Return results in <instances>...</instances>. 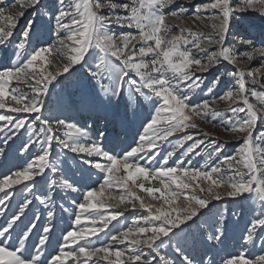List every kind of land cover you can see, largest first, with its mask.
<instances>
[{
    "label": "snow or ice",
    "instance_id": "obj_1",
    "mask_svg": "<svg viewBox=\"0 0 264 264\" xmlns=\"http://www.w3.org/2000/svg\"><path fill=\"white\" fill-rule=\"evenodd\" d=\"M193 2L194 0H55L54 7L50 9L43 5L42 0H18L22 10L10 16L6 25L0 26V62L14 60L12 66H5L0 70V109L36 115L35 120L28 123L27 116L20 118L0 114V136L4 137L3 142L7 144L21 129L27 128L28 140L23 143L20 151L26 152L35 144L39 148V154H33L25 167L0 180V192H4L0 198V215L5 216L4 223L0 225V264H42L41 257L50 240L49 234L55 227V213L51 210L55 189L79 191L66 179L57 182L44 175L46 170L53 174L60 171L51 157L53 143L73 153L102 157L106 162L84 161L105 173L104 181L98 189L88 190L84 195V202L76 205L79 211L75 213L74 227L63 235L59 252L48 260V264H65L70 258L77 264H89L90 261L92 264H155L156 257H159L160 264H174L161 251L162 246L171 243L175 237L174 229H179L181 225L187 226L201 209L209 206L211 200L225 197L246 198L245 194L254 196L259 201L260 214L251 219L244 241L254 243L255 237L259 236L261 246L264 247V236L260 235L264 233V130H257L264 129V75H255L259 69L246 70L239 66L244 60L251 62L257 57L264 60V42L260 47H256L253 41L243 39L238 43L228 44L232 20L238 18V14L256 9L264 16V0H212L211 3L196 4L194 8ZM170 8L173 10L166 11ZM29 10L33 11V15H37L38 11L40 16L47 17L53 24L56 36L53 44L30 48L34 35L36 42L40 43L39 31L35 27L37 20L27 19L18 41L13 45L11 38L19 20ZM189 13L194 21H200L210 31L195 32L170 22V18L183 20ZM204 21L209 23L204 24ZM114 28L121 31L116 32ZM9 45H12L11 53H8ZM240 48L252 51L241 52ZM53 51L63 58L62 64L54 65L53 71L42 66L41 71L35 73V62L46 61L44 54H51ZM89 58L96 62L97 71H93L91 75L104 93L120 97L124 92L123 86L127 83L130 97L134 93L146 100L150 99L144 91L147 89L152 96L162 101L144 125L138 146L125 152L123 157L104 150L98 142H82L87 137V132L76 124L42 118V97L51 81L74 70L76 65L89 64ZM111 58L120 63H113ZM224 63L234 69L229 76L235 81V87L230 86L212 100L202 99L199 104L192 103L190 94L201 90L204 84L203 75L197 73H207ZM51 64V61H46V65ZM261 66L264 67V64ZM132 74L138 79L133 78ZM105 76L109 80L108 84L101 82ZM246 77L249 79L246 80ZM13 81L17 83V87H11ZM221 82L222 77L217 75L208 84L206 94L214 93ZM249 82L253 87L247 86ZM21 84L29 86L31 92L23 91L19 87ZM9 100L14 103H9ZM217 100L228 103L225 111L230 115L222 121L226 125L225 131L230 132L235 139L242 140L236 153L223 155V145L217 144L215 139L205 145L204 140H193L191 134H185L176 141L173 150L164 155L157 168L143 166L139 159L133 163L128 162L138 154H142V158L153 159L154 150L159 148L158 141L166 140L185 129L197 128L192 122L194 116L211 114L220 117L221 113L212 107ZM241 104L243 106H239ZM37 122L40 124L38 131ZM64 129L65 139L54 135ZM100 136L103 137L104 133L101 132ZM185 141L193 142L186 147L184 155L193 152L199 154L203 150L208 152L209 159L218 157L219 162L207 169L185 166L180 160L173 167L167 166L176 148L183 147ZM4 151L0 148V154H4ZM121 169L124 174L118 175ZM177 173L191 181L202 179L206 186L196 183L194 194L188 196L178 190H186L193 185L178 180ZM141 176L143 180L159 179L162 188L145 187L143 182H138ZM36 177L45 181L47 186V195L35 197L45 206L47 219L42 231L38 233V240L34 242V250L26 257L28 241L40 216L37 214L35 219L20 228L22 234L13 235L32 201L25 198L19 204L18 211L8 218L4 206L12 192L4 190L29 182L23 184V188L31 193L37 182ZM165 178H170L171 183L166 182ZM129 181H132L133 187L141 189L153 199L163 197L164 204L169 205L171 211L164 210L162 206L155 207L153 211L154 205L145 203L141 196L128 187ZM113 184L127 188V196L110 197L118 199L116 204H108L104 200L92 202L94 197L103 195L104 189ZM172 185H175V189ZM195 189L205 193V197L195 194ZM158 192L161 197L155 196ZM180 195H184L185 206L173 207ZM128 197L139 201V207L149 215L137 217L135 226L110 236L108 243H100L97 247L91 238L96 237L99 242L100 234L112 221L123 215V212L117 210L120 205L127 203L136 208V204ZM89 209L92 211H88ZM107 209L111 211L106 215L102 210ZM97 221L101 224L100 227H97ZM141 221L146 222L147 226H140ZM217 233L215 236L209 235L208 239L220 240L223 230L217 229ZM125 242L127 247L123 250L115 246ZM174 248L181 255L184 264H195L194 259L185 254L178 243ZM145 249L148 250L147 255ZM96 257L99 259H94ZM223 264H264V254L252 260L241 252L224 260Z\"/></svg>",
    "mask_w": 264,
    "mask_h": 264
},
{
    "label": "rangeland",
    "instance_id": "obj_2",
    "mask_svg": "<svg viewBox=\"0 0 264 264\" xmlns=\"http://www.w3.org/2000/svg\"><path fill=\"white\" fill-rule=\"evenodd\" d=\"M183 2V0H181ZM212 0H194L192 7L196 4L211 3ZM44 6L53 8L55 0H42ZM0 26L6 25L9 22V17L14 16L15 13L21 11L18 0H0ZM173 9H167L171 11ZM210 15V13H205ZM27 19H36V29L39 31V41L36 42L35 35L30 43V48H36L42 46V44H53L56 40V36L53 31V24L49 22L47 17L40 16L37 11V15H33V11L29 10L24 18L19 20V24L15 29V34L11 38L13 45L18 41L20 33L22 32ZM170 22L181 27L192 29L195 32L208 33L209 28L204 27L200 21H194L191 18V13L183 18V20H176L170 18ZM204 24L209 23L204 21ZM177 29H174L176 31ZM114 31L119 32L121 29L114 28ZM123 31H133L135 29H123ZM241 39L246 41H253L256 47H260L264 42V16H262L258 9L249 10L245 13L238 14V18L232 20L231 33L229 36L228 44L238 43ZM214 50V49H213ZM12 45L8 46V53H11ZM239 51H252V49L240 48ZM46 61H51V65H46V61H37L35 66V73L41 71L42 66H47L48 71H53L54 65H60L63 62V58L55 51L51 54L45 53ZM151 57H149L150 59ZM19 59V58H17ZM26 59V57H25ZM113 63L119 64L115 58H111ZM22 62V61H21ZM14 60H7L0 62V70L5 66H12ZM264 60L257 57L253 61L244 60L240 63V67H245L246 70H256V76L264 75ZM97 71L96 62L89 58V64H80L74 66V70H70L69 73H65L62 76H58L55 80H52L48 86L46 93L43 94L44 106L42 109V118H47L51 121L65 120L68 124H76L78 127L83 128L87 132V137L83 139L84 143L98 142L102 145L104 150L109 151L111 154L118 157H123L124 153L130 151L132 147L138 146L141 134L144 132V125L151 119V115L155 112V108L162 103L157 100L152 93L145 89V93L150 99H144L138 94H130L128 92L127 83L124 84V92L120 97H114L110 93L106 94L102 91L100 84L92 77L91 73ZM234 71L233 67L226 63L212 68L209 72L197 75H203L204 84L202 89L194 93H191L192 103L199 104L202 99L212 100L214 97H218L230 86L235 87V81L229 76V73ZM133 78L135 77L134 74ZM222 77V82L212 94H206L208 84L217 76ZM249 78L246 77V80ZM104 84H108L109 80L105 76L102 81ZM34 83V81L32 82ZM15 81L12 82L11 87H17ZM249 88L253 85L249 82L247 84ZM25 92H31V88L25 84L19 85ZM257 90H260L259 88ZM187 94V93H186ZM9 103H14L8 101ZM239 106H243L242 104ZM217 111L221 113L220 117H214L211 114L204 116H194L192 122L197 125V128L185 129L183 132L174 133L166 140L158 141L159 148L154 150L153 159L142 158V154H138L137 157L130 158L129 163L135 162L139 159L141 165L149 168H157L160 166V162L163 160L164 155L168 151H172L177 140L183 138L185 134H191L193 140L200 139L205 141V145L211 143L213 139L217 144L223 145V155H233L237 152L242 140H237L230 132L225 131L226 125H223L222 121L226 120L230 113L225 109L228 107L226 101H219L212 105ZM0 114L12 115L14 117L23 118L28 117V123L35 120L36 114L27 113H11L7 109H0ZM243 115V114H241ZM162 126V125H161ZM40 124L37 122L36 129L39 130ZM264 130V129H257ZM64 131L66 129L54 133L60 139H65ZM103 132L104 136L101 137L100 133ZM28 140L27 128L21 129L17 136L13 137L7 144H4V137L0 136V148H3L4 154H0V180L6 175H12L14 172L21 170L26 166L28 161L32 159L33 154H39V148L33 144L26 152H21L20 149L23 143ZM193 141H185L184 146L176 148L174 155L169 159V167L175 166L176 161L180 160L185 166H191L195 168H209L216 165L219 162L218 157L208 158L207 151H199L184 155L186 147ZM52 160L60 168L58 173H51L50 170H46L45 174L49 178L56 180H68L74 184L79 191L72 192L71 190H64L56 188L54 191V198L51 205V210L55 215L53 218L54 231L51 232L50 240L45 248L44 255L41 257L42 264H48V260L59 252L60 245L63 243V235L71 230L73 220L75 219V213L79 211L76 207L79 203L84 202L85 193L91 188H99V185L104 181L105 173L98 169H95L89 164L84 163L85 160H92L93 162L105 163L106 161L102 157H88L84 154H77L71 152L69 149H64L58 144L53 143L51 150ZM226 168L227 166L224 165ZM123 170L118 175H123ZM178 180L187 181L193 185L186 190H178L191 196L194 194V188L196 183L205 185L202 179L197 181H191L189 178L184 177L182 174H176ZM14 178V177H13ZM36 183L34 184L31 193L23 188V184L29 182H23L21 185H14L11 189H5V192H12L9 200L4 206L5 213L8 214V218L11 217L16 211H18L19 204L23 202L25 198L32 201L30 206L25 210V215L21 217L18 222L19 228L13 235L22 234L20 228H23L26 224L36 218L39 214L40 219L36 222L37 227L34 229L28 241V248L25 252V256L34 250V242L38 240V233L42 231V226L47 219V212L44 205H41L37 196L47 195V186L45 181L40 177H36ZM166 182L171 183L170 178H165ZM138 182H143L145 187H161L159 179L143 180L141 176ZM206 186V185H205ZM128 187H131L137 195L141 196L145 203H150L155 207H163L164 210L171 211L169 205L164 204L161 194L155 193V196L161 197L160 199H153L147 193L143 192L139 188L132 186V181L128 182ZM175 189V185H172ZM195 194L201 198L205 197V193H200L199 189H195ZM4 192H0V198H2ZM121 195L127 196V188L113 184L111 187H106L103 191V195L96 196L92 202L96 203L98 200H104L108 204H116L117 200H113L110 197L119 198ZM246 198H222L220 200H211L209 206L206 209H201L196 217L192 221L187 223V226L181 225L179 229H174L176 235L173 237L172 242L162 246V254L174 261V264H184L180 254L176 253L174 245L176 243L183 249L184 253L190 258L194 259L195 264H223V261L231 256H237L241 252L246 254V258L255 260L257 256L264 254V247L261 246L260 237L257 236L253 242L245 243L244 235L251 219L260 214V203L254 196L245 194ZM136 204V208H132L131 204L120 205L119 211L123 212L117 220L112 221L108 228L104 230L99 236V242L96 237H92L93 243L99 247L100 243H108L109 238L112 235H116L119 232L125 230L128 227L135 226L136 218L141 215H149L145 209L139 207V201H136L133 197H128ZM75 202V203H73ZM185 206L184 195H180L176 198L173 207L183 208ZM195 206V205H193ZM88 211H92L89 209ZM107 215L111 209L102 210ZM179 213H173L177 215ZM5 221V216L0 215V225ZM140 226H147L146 222H139ZM101 224L97 221V227ZM217 229L223 230V235L220 240H209L208 236L217 235ZM264 236V233H260ZM120 249L127 247V242L117 243L115 245ZM148 250L145 249L147 255ZM102 255V254H101ZM154 255V254H153ZM82 259H84L82 257ZM94 259H99L96 257ZM114 259V258H113ZM65 264H77L74 259L65 261ZM89 264H92L90 261ZM101 264H107V262H101ZM155 264H160L159 257L155 258Z\"/></svg>",
    "mask_w": 264,
    "mask_h": 264
}]
</instances>
